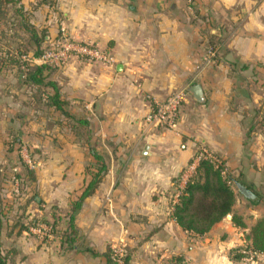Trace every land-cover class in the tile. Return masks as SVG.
I'll use <instances>...</instances> for the list:
<instances>
[{"label": "crops", "instance_id": "0c3cea01", "mask_svg": "<svg viewBox=\"0 0 264 264\" xmlns=\"http://www.w3.org/2000/svg\"><path fill=\"white\" fill-rule=\"evenodd\" d=\"M19 3L50 37L63 27L114 61L74 58L45 68L70 116L47 103L51 87H40L44 97L37 105L35 86L0 69V161L3 138L20 125L19 136L36 153L30 195L16 209L29 220L55 225L43 238L20 221L2 225L4 264H105L109 248H118L128 264H264V253L237 260L232 252L250 244L251 226L264 218L260 0ZM209 46L216 55L206 60ZM180 89L186 95L175 125L149 126L145 116L152 103ZM199 147L231 174L237 171L232 176L255 195L250 199L234 185L231 212L203 234L182 228L172 215L177 176ZM96 173L91 192L81 199ZM233 215L244 225H236Z\"/></svg>", "mask_w": 264, "mask_h": 264}, {"label": "trees", "instance_id": "16d2710c", "mask_svg": "<svg viewBox=\"0 0 264 264\" xmlns=\"http://www.w3.org/2000/svg\"><path fill=\"white\" fill-rule=\"evenodd\" d=\"M20 0H0V18L3 15L5 8L10 5L17 4V7L14 8V11L20 16L24 15V9L19 3ZM21 25L28 29L32 36L31 39L34 42L36 51L33 52L34 56L41 54L42 50L38 51V48L41 44L45 43L47 46L51 44L60 33V28H58L57 34L53 37H50L47 33L41 36L38 31L32 27H28L26 24L25 17H21ZM46 46V47H47ZM16 58V57H15ZM2 60L1 64H8ZM7 66V65H3ZM17 72L18 77L21 78V83L26 87L40 88L42 86H49L53 90L52 93H45L47 103L50 106H53L56 110L60 111L65 116H70L65 110L66 102L60 99L59 90L56 84L53 81H46L44 70L49 65H38L33 63H27V67H24V71ZM3 68V67H2ZM14 67H12L13 69ZM76 122L81 124H86L87 121L82 118H74ZM19 144L20 138L15 136V139L12 140V145ZM21 165L29 169L30 173H34L33 169H30L25 161L21 160ZM105 169L104 165H101L98 169V174ZM264 172V165H263ZM94 175V181L90 182L86 189L81 195V199L89 194L92 190L93 185L95 184V179H98V174ZM19 178L20 175L17 174ZM35 179V175H34ZM33 180V179H31ZM235 182H238L231 173L227 176L221 174V169L215 168L211 162L208 160L200 161L195 175L189 179L188 183L184 187L182 193L179 195L177 202L173 205L172 215L175 218L176 222L184 229L193 231L197 234H203L207 232L216 222L220 221L224 216L231 212L232 206L235 202V192L233 190V185ZM239 183V182H238ZM240 185L244 186L241 182ZM246 187V186H245ZM249 189L248 187H246ZM240 192V191H239ZM35 199V198H34ZM5 201V203H3ZM15 201H8L6 198L0 195V229L2 225L10 222V214L13 212ZM78 203L74 205L76 209ZM20 209V208H19ZM17 214V212H15ZM232 220L236 225L243 226L244 223L241 220L240 216L233 215ZM70 228H73V215H70ZM39 222V219H31L25 224L20 222L21 228L28 229L31 224ZM19 224V222H16ZM248 238L250 239V244L244 247H238L232 249L233 258L241 259L246 257V251L251 249L254 253H264V218H259L250 228ZM111 248H109L105 253V264H120L112 259L111 257ZM5 256L0 250V264L5 263ZM121 264H128V257L124 255L122 257Z\"/></svg>", "mask_w": 264, "mask_h": 264}, {"label": "rangeland", "instance_id": "374dc122", "mask_svg": "<svg viewBox=\"0 0 264 264\" xmlns=\"http://www.w3.org/2000/svg\"><path fill=\"white\" fill-rule=\"evenodd\" d=\"M16 7L17 4L7 6L0 18V69L5 70L6 73H10V77L12 76L14 78L16 76L20 83L21 78L17 75V72L19 71V64H21L20 71L23 72L24 67H27V63H31L28 60L29 52H32L33 54V52L37 50L33 40L31 39V32L24 28L21 25L22 23H20L21 17L24 16L28 27H32L33 25L41 36L46 33L49 35V33L47 28L40 27L39 25H35L30 22L29 15L31 12L29 13L28 11H24V15L20 16L14 11V8ZM32 8L33 6H31V9ZM46 46L47 44L42 43L38 48V51L42 50V48H45ZM2 60H5L4 62L8 64H1ZM12 67L14 68L12 69ZM2 72L5 74L4 71ZM42 91V88H36L32 92L33 102L37 105L40 104L39 102H42L41 97H44V93H42ZM20 127L21 125L3 138V146L6 153L4 159L0 161V195L3 199L6 198L8 201H15L14 212H17V214L14 215L13 213V216H9L10 221H12L10 223L22 221L25 224V221L28 222L29 218H25V214H22V212H20L21 210H17L16 208L19 207L20 209H23L27 202L26 200L28 195H30L28 191V187L30 186L29 183L31 179H34V173L37 165L34 162L36 161V153L34 149L30 148L27 139L19 136ZM15 136L20 138V146H18L19 144L12 145V140L15 139ZM21 160L25 161L28 167L34 170V173H30L29 169L23 167L21 165ZM229 173H231V171L225 170L224 176H227ZM17 174L20 175L19 178L17 177ZM233 187L235 188L234 185ZM253 188L254 190L261 191L260 193H263L261 188L258 190L255 184L253 185ZM235 190L237 191L236 188ZM3 203H5V201ZM48 223L55 228L53 223Z\"/></svg>", "mask_w": 264, "mask_h": 264}, {"label": "built area", "instance_id": "2783aa9c", "mask_svg": "<svg viewBox=\"0 0 264 264\" xmlns=\"http://www.w3.org/2000/svg\"><path fill=\"white\" fill-rule=\"evenodd\" d=\"M264 5V0H260ZM216 48L209 46L205 59L208 60L216 55ZM74 58H82L88 62L97 61L102 64H111L114 59L107 51L100 48L94 43L78 41L69 36L63 27H60L59 36L38 56L28 57V60L33 64L49 65L61 67L66 65ZM185 91L183 89L170 93L163 100H156L152 103L149 112L145 116V121L149 126L155 128H171L175 125L179 117V111L183 100L185 99ZM202 160H208L215 168L221 169V174H225V168L221 161L211 155L204 147H199L192 157V159L181 169L176 179L175 202H177L179 195L182 193L184 187L191 179L197 167ZM29 231H32L40 237H49L53 234L54 228L51 224H46L41 221L35 222L29 226ZM111 257L118 263H122L124 256L118 248H111ZM248 260H251L255 253L248 249L246 251Z\"/></svg>", "mask_w": 264, "mask_h": 264}, {"label": "water", "instance_id": "95a60500", "mask_svg": "<svg viewBox=\"0 0 264 264\" xmlns=\"http://www.w3.org/2000/svg\"><path fill=\"white\" fill-rule=\"evenodd\" d=\"M232 175L237 176V171H233ZM235 186L238 188V190L243 193L246 197L252 199L255 198V195L251 193L245 186L240 185L238 182H235Z\"/></svg>", "mask_w": 264, "mask_h": 264}]
</instances>
